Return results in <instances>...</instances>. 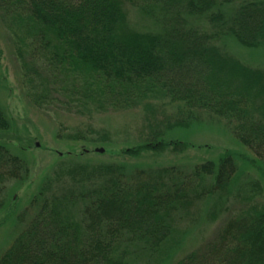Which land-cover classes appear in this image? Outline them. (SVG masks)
<instances>
[{
	"label": "trees",
	"instance_id": "16d2710c",
	"mask_svg": "<svg viewBox=\"0 0 264 264\" xmlns=\"http://www.w3.org/2000/svg\"><path fill=\"white\" fill-rule=\"evenodd\" d=\"M138 8L145 19L133 22ZM0 10L29 101L55 95L89 115L143 108L153 116L165 101L181 104L186 118L167 127L206 112L264 160V70L228 47L264 48V0H0ZM13 129L0 104V208L8 198L2 183L21 185L31 174L7 141ZM153 137L123 154L188 147L160 131ZM90 153L69 155L47 175L32 200L35 214L0 264H152L156 256L164 264L193 210L228 195L240 171L228 152L188 171L81 160ZM261 193L259 181L241 183L233 210H216L228 214L216 234L175 264H264Z\"/></svg>",
	"mask_w": 264,
	"mask_h": 264
},
{
	"label": "rangeland",
	"instance_id": "374dc122",
	"mask_svg": "<svg viewBox=\"0 0 264 264\" xmlns=\"http://www.w3.org/2000/svg\"><path fill=\"white\" fill-rule=\"evenodd\" d=\"M132 10H135L133 18H130L133 22L145 19L139 8ZM1 14L0 10V104L14 121V129L8 133L10 140L7 141L15 152L19 151L27 160L31 174L30 179L21 185L14 181L2 183L8 198L7 205L0 208V257L35 214L32 200L39 193L47 175L59 162L80 155L82 150L91 151L81 158L82 161L125 164L127 168L137 165L139 169L179 166L188 171L205 161H216L227 152L237 157L240 171L231 192L213 197L193 210L182 225L181 233L184 235L181 247L164 264H175L216 234L228 217L225 212L216 214V210L220 207L233 210L234 204L238 202L234 194L241 183L248 179L259 181L262 185L259 201L264 202V160H259L252 151L242 146L224 120L206 112H196L192 119L194 121L188 122V125L169 128L168 124L186 118V110L181 104L165 101L167 105L157 109L158 113L153 116L143 108L122 112H93L89 115L81 114L73 106L74 103L55 95L39 104L29 101L21 86L20 62ZM228 44L232 52L248 66L264 70V48L246 49L232 41H228ZM157 131L166 135L164 141H183L188 147L179 152L166 147L158 152H143L139 157L123 154L128 148L153 142ZM76 135L84 139L81 142L72 139ZM101 148L105 150L104 153H94V150ZM211 213L216 214L213 222L208 219ZM136 264L147 263L140 259ZM152 264L162 263L156 256Z\"/></svg>",
	"mask_w": 264,
	"mask_h": 264
},
{
	"label": "water",
	"instance_id": "95a60500",
	"mask_svg": "<svg viewBox=\"0 0 264 264\" xmlns=\"http://www.w3.org/2000/svg\"><path fill=\"white\" fill-rule=\"evenodd\" d=\"M104 151H105V150L102 149V148H101V149H96V152H98V153H104Z\"/></svg>",
	"mask_w": 264,
	"mask_h": 264
}]
</instances>
